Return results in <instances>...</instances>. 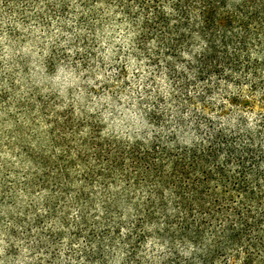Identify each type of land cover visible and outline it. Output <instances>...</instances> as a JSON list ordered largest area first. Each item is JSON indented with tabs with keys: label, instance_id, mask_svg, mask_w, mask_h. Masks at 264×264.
<instances>
[{
	"label": "trees",
	"instance_id": "16d2710c",
	"mask_svg": "<svg viewBox=\"0 0 264 264\" xmlns=\"http://www.w3.org/2000/svg\"><path fill=\"white\" fill-rule=\"evenodd\" d=\"M0 8L15 21L73 20L71 31L84 30L73 34L83 64L95 59L96 34L122 26L130 54L171 87L169 113L159 97L139 109L151 139L90 128L76 175L44 159L22 173L9 162L17 177L8 185L0 161V203L19 204L15 228L32 236L35 227L42 264H61L64 242L65 261L77 264H264V0H0ZM47 221L58 227L46 232Z\"/></svg>",
	"mask_w": 264,
	"mask_h": 264
},
{
	"label": "rangeland",
	"instance_id": "374dc122",
	"mask_svg": "<svg viewBox=\"0 0 264 264\" xmlns=\"http://www.w3.org/2000/svg\"><path fill=\"white\" fill-rule=\"evenodd\" d=\"M5 11L0 8V161L5 159V167L11 164L22 173L44 159L76 175L79 139L92 127L102 138L151 139L153 130L139 109L159 97L161 110L169 113L171 87L163 73L130 54L125 28L104 27L95 36V59L83 64L85 54L73 34L84 30L71 31L73 20L65 23L67 29L57 20L15 21L1 16ZM52 50L58 57L49 67ZM15 170L6 172L8 185L17 177ZM17 196L22 202L27 199L21 191ZM18 206L0 203V264L47 263L33 247L35 227L30 236L13 226L12 220L22 218ZM75 214L72 209L70 216ZM54 227L51 221L44 225L46 232ZM66 246H59L61 264H77L65 261Z\"/></svg>",
	"mask_w": 264,
	"mask_h": 264
}]
</instances>
